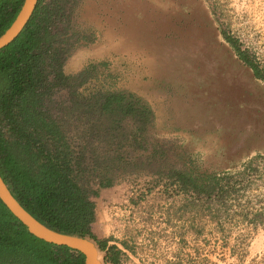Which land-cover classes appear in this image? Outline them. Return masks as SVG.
Returning a JSON list of instances; mask_svg holds the SVG:
<instances>
[{
    "label": "rangeland",
    "instance_id": "obj_1",
    "mask_svg": "<svg viewBox=\"0 0 264 264\" xmlns=\"http://www.w3.org/2000/svg\"><path fill=\"white\" fill-rule=\"evenodd\" d=\"M75 21L88 38L69 53L65 72L101 63L96 84L105 79L148 101L152 133L176 142L183 160L235 170L264 154V83L220 34L237 35L264 65V0H81ZM249 177L242 202L264 210V160ZM144 180L93 197V231L122 251L119 264H264V218L233 220L224 239L207 216L157 187L146 191Z\"/></svg>",
    "mask_w": 264,
    "mask_h": 264
},
{
    "label": "trees",
    "instance_id": "obj_2",
    "mask_svg": "<svg viewBox=\"0 0 264 264\" xmlns=\"http://www.w3.org/2000/svg\"><path fill=\"white\" fill-rule=\"evenodd\" d=\"M23 1L0 0V35ZM80 1L39 0L21 33L0 50V176L11 194L48 226L94 240L111 264L120 263L122 251L93 231V197L123 180L145 177L146 191L157 187L184 211L207 216L224 239L237 218L261 221L264 210L242 199L264 154L235 170H199L176 142L154 136L148 101L105 79L96 84L101 63L65 72L69 53L88 38L75 21ZM220 34L264 83L255 53L226 28ZM0 264H84V254L30 233L0 199Z\"/></svg>",
    "mask_w": 264,
    "mask_h": 264
},
{
    "label": "water",
    "instance_id": "obj_3",
    "mask_svg": "<svg viewBox=\"0 0 264 264\" xmlns=\"http://www.w3.org/2000/svg\"><path fill=\"white\" fill-rule=\"evenodd\" d=\"M39 0H24L22 6L9 28L0 35V50L8 46L21 33L30 20ZM0 199L9 210L36 236L59 245H67L84 254V264H105V257L98 244L78 233L63 232L54 229L31 212L11 194L4 180L0 176Z\"/></svg>",
    "mask_w": 264,
    "mask_h": 264
}]
</instances>
